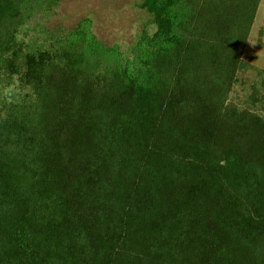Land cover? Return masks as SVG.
<instances>
[{
  "label": "trees",
  "instance_id": "16d2710c",
  "mask_svg": "<svg viewBox=\"0 0 264 264\" xmlns=\"http://www.w3.org/2000/svg\"><path fill=\"white\" fill-rule=\"evenodd\" d=\"M262 0H142L131 56L58 0H0V264H264V70L231 99Z\"/></svg>",
  "mask_w": 264,
  "mask_h": 264
},
{
  "label": "rangeland",
  "instance_id": "374dc122",
  "mask_svg": "<svg viewBox=\"0 0 264 264\" xmlns=\"http://www.w3.org/2000/svg\"><path fill=\"white\" fill-rule=\"evenodd\" d=\"M142 0H58L49 11L37 10L19 29V39L24 42L43 43L46 39L61 35L76 26L83 18L92 20L97 37L110 46L118 45L124 56H131L141 35L154 30L151 16L139 5ZM244 59L254 68L240 74L241 82L235 86L231 99L241 102L248 92V84L258 79L257 69L264 70V0L258 9L256 20L244 54ZM18 82L0 85V102L12 96H23Z\"/></svg>",
  "mask_w": 264,
  "mask_h": 264
}]
</instances>
